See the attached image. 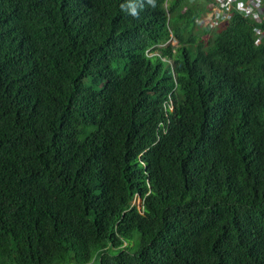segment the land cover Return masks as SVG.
<instances>
[{
    "label": "trees",
    "instance_id": "trees-1",
    "mask_svg": "<svg viewBox=\"0 0 264 264\" xmlns=\"http://www.w3.org/2000/svg\"><path fill=\"white\" fill-rule=\"evenodd\" d=\"M211 1L0 0V264H264V14Z\"/></svg>",
    "mask_w": 264,
    "mask_h": 264
},
{
    "label": "built area",
    "instance_id": "built-area-1",
    "mask_svg": "<svg viewBox=\"0 0 264 264\" xmlns=\"http://www.w3.org/2000/svg\"><path fill=\"white\" fill-rule=\"evenodd\" d=\"M211 2L205 13L198 18V22L203 23L210 33H214L219 25L228 23L235 13L255 23L260 22L264 14V0H212ZM252 31L256 36L255 42L259 43L264 32L257 26H254ZM169 103L167 108L172 110Z\"/></svg>",
    "mask_w": 264,
    "mask_h": 264
},
{
    "label": "rangeland",
    "instance_id": "rangeland-1",
    "mask_svg": "<svg viewBox=\"0 0 264 264\" xmlns=\"http://www.w3.org/2000/svg\"><path fill=\"white\" fill-rule=\"evenodd\" d=\"M206 5V4H205ZM208 6V5H207ZM206 6V7H207ZM203 13H205V11L203 12ZM209 38V36L208 35H205V37H204V41H206L207 39ZM174 42V44H175V41H173ZM121 72H122V70H121ZM170 104V106H172V103L170 102L169 103ZM133 204H135V205H137L138 207H139V203H140V199L138 198V197H136L134 200H133V202H132ZM137 242H138V236H137V234H135V236H134V240L132 241V243H131V246H137Z\"/></svg>",
    "mask_w": 264,
    "mask_h": 264
},
{
    "label": "clouds",
    "instance_id": "clouds-1",
    "mask_svg": "<svg viewBox=\"0 0 264 264\" xmlns=\"http://www.w3.org/2000/svg\"><path fill=\"white\" fill-rule=\"evenodd\" d=\"M130 11H131V9H130ZM133 14H135V13L133 12Z\"/></svg>",
    "mask_w": 264,
    "mask_h": 264
}]
</instances>
